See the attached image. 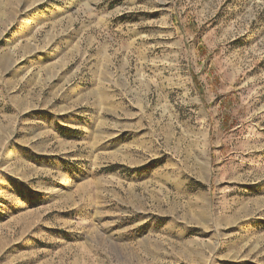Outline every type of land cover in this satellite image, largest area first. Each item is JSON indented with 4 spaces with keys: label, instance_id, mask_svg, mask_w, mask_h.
I'll use <instances>...</instances> for the list:
<instances>
[{
    "label": "rangeland",
    "instance_id": "374dc122",
    "mask_svg": "<svg viewBox=\"0 0 264 264\" xmlns=\"http://www.w3.org/2000/svg\"><path fill=\"white\" fill-rule=\"evenodd\" d=\"M0 264H264V0H0Z\"/></svg>",
    "mask_w": 264,
    "mask_h": 264
},
{
    "label": "trees",
    "instance_id": "16d2710c",
    "mask_svg": "<svg viewBox=\"0 0 264 264\" xmlns=\"http://www.w3.org/2000/svg\"><path fill=\"white\" fill-rule=\"evenodd\" d=\"M201 51H204V47L203 46H201V48H199Z\"/></svg>",
    "mask_w": 264,
    "mask_h": 264
}]
</instances>
